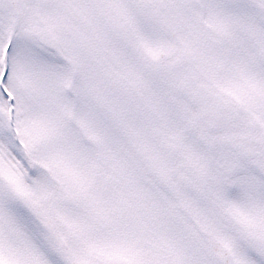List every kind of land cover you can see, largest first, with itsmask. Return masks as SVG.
Here are the masks:
<instances>
[{
  "label": "snow or ice",
  "instance_id": "6c2138e0",
  "mask_svg": "<svg viewBox=\"0 0 264 264\" xmlns=\"http://www.w3.org/2000/svg\"><path fill=\"white\" fill-rule=\"evenodd\" d=\"M0 264H264V0H0Z\"/></svg>",
  "mask_w": 264,
  "mask_h": 264
}]
</instances>
